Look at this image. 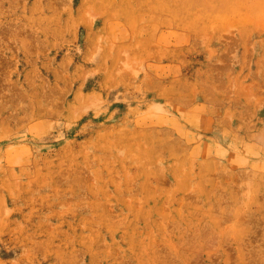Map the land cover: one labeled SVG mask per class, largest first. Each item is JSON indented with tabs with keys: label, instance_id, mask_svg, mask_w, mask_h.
Here are the masks:
<instances>
[{
	"label": "rangeland",
	"instance_id": "1",
	"mask_svg": "<svg viewBox=\"0 0 264 264\" xmlns=\"http://www.w3.org/2000/svg\"><path fill=\"white\" fill-rule=\"evenodd\" d=\"M0 264H264V0H0Z\"/></svg>",
	"mask_w": 264,
	"mask_h": 264
}]
</instances>
